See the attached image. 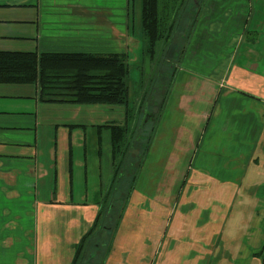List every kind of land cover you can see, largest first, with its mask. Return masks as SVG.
I'll use <instances>...</instances> for the list:
<instances>
[{
	"label": "rangeland",
	"instance_id": "obj_1",
	"mask_svg": "<svg viewBox=\"0 0 264 264\" xmlns=\"http://www.w3.org/2000/svg\"><path fill=\"white\" fill-rule=\"evenodd\" d=\"M134 4L135 15L129 22V26L134 31L127 36L131 40L115 45L111 43L107 45L106 42L104 45V53L110 49L128 48L131 73L130 104L127 111L125 106L71 103L64 105L43 103L48 107L39 110L41 104L37 105L35 99L33 103H26V109H32L34 106L35 114L39 115L40 121L38 124L39 197L48 199L46 193L51 187L56 191L57 199L62 197V191L66 190L69 180V154L72 149L74 155L72 199L75 203L92 202L94 196L92 193L97 190L98 185L100 189L101 181L98 176L100 161L93 153L97 140L95 130H98L99 125L128 124L130 127L128 135L131 136L133 149L131 155H128L126 167L123 168L124 174H120L121 168L117 172L113 169L117 167L118 159L112 166L111 162H104L105 155H101L103 194L107 200L100 205L106 203L110 212L108 217H102L99 225H103L105 220L114 219V216L111 218L109 215L113 210L119 223L120 234L117 240L119 250L114 255L123 257L132 250L134 253L131 255L135 256L162 257L166 254L165 244L169 243L171 250V246L178 242L184 244L178 253L180 258L190 260L195 257H212L214 250L205 242L208 235L202 225L210 224L212 228L221 230L218 223L223 217L215 215L214 212L221 213L226 209L223 204L230 201L219 198L220 192L226 185H199L194 179L193 175L200 165L194 149H197L200 133L201 137H204L202 151L209 142L215 145L221 140L218 136L212 138L210 136L212 131L216 130V123L209 124V121L211 117L215 118L219 114V111H210L206 101L210 94L212 96L213 76L215 80L219 77V86L223 88L228 81L227 67L230 61L228 51L226 54L225 48H222L223 44L228 38L232 48L234 44L239 45L241 37L239 33L245 31L248 19L250 26L257 30L256 44L262 46L264 0H184L183 10L176 26L178 32L171 37L176 42L168 43L175 47L168 49L164 56L162 54L157 57L150 56L146 60L143 58L145 43L141 27L142 1L135 0ZM34 12L36 11L32 8L25 7L20 11V15L31 19ZM16 14L17 11L13 10L4 11L1 15ZM101 20L100 16V22ZM2 27L4 26H1L3 32L11 30L10 25L6 29ZM20 28L25 33L24 38L17 41L0 39V42L10 43L12 49L18 44V49L22 51H37L36 49L47 51L54 47L50 43L57 42L48 38H34L32 36L34 25L31 23L20 25ZM210 46H212L211 50ZM239 50L240 47L237 46L235 51ZM182 52L184 53L181 54ZM194 52L198 53L196 58H192ZM255 58L258 59V56ZM210 61L216 62L218 68H211ZM214 71L217 74L213 73ZM221 91L216 92V101ZM100 129L105 134L101 138L102 146H107L109 150L110 132L106 127ZM10 139L13 137L8 138ZM24 139L31 143L32 133L29 132ZM235 145L237 147V143ZM6 148L8 153L16 151L21 155L34 152V144L11 145ZM144 148L145 156L142 162L135 163L134 168L130 169L132 161L135 160L134 155L136 152L141 153ZM229 149H233L232 143ZM201 152L199 155L203 154ZM202 156L203 159L215 161L216 155ZM86 165H88L89 195H86ZM135 171L136 175L132 178L131 174L134 175ZM55 172L58 173L56 184H42ZM200 172L205 174L206 180H210V169H200ZM107 174L109 176H105ZM121 176L120 186L107 194L113 178L117 179ZM239 204V201L231 202V206ZM100 208L105 211L104 207ZM113 225L110 223L108 229H105L110 232H104L102 235L104 239L112 237L111 247L114 246L118 235L117 230L112 235L110 228ZM128 230L133 231L126 232ZM263 245L253 254V257L260 256L262 262ZM248 251L250 250L240 249L237 256ZM86 254L89 258V254L87 252ZM33 255L34 250L30 248H25L23 251L10 249V264L22 263L21 257H24V262L27 263ZM104 255L107 256L108 253L105 251Z\"/></svg>",
	"mask_w": 264,
	"mask_h": 264
},
{
	"label": "crops",
	"instance_id": "obj_2",
	"mask_svg": "<svg viewBox=\"0 0 264 264\" xmlns=\"http://www.w3.org/2000/svg\"><path fill=\"white\" fill-rule=\"evenodd\" d=\"M134 2L135 0H0V39L17 41L24 38L25 33L20 30V25L31 23L34 25V38L57 41L50 43L53 48L47 51L36 49L38 52L104 53L106 42L107 45H115L131 40L127 36L134 31L129 26L131 17L135 15ZM25 7L36 11L31 19L20 15ZM137 7L139 8V4ZM13 10L17 11L15 16L1 15L4 11ZM249 21L248 19L245 31L239 33V45L234 44L232 48L230 40L226 38L222 48L230 56L228 81L220 88L219 77L215 80L213 76L212 96L210 94L206 100L210 111H219L218 116L211 117L209 121V124L216 123V130L210 136H218L221 140L215 145L209 142L202 151L204 137L200 133L197 149H194L200 162L198 171L193 175L194 179L199 185H226L219 198L230 201L223 204L226 209L221 213L214 212L223 217L218 223L221 230L212 228L210 224L202 225L208 235L205 242L214 250L213 256L190 260L180 258L178 253L184 244L177 242L171 246V250L169 243L165 244L166 254L162 257L135 256L131 255L134 253L132 250L121 257L114 255L119 250L117 240L120 234L117 231L114 246L106 251L108 255H104V251L100 257H93L92 262L87 264H264L260 256L253 257L254 252L264 244V43L261 47L256 44L257 30L250 26ZM8 25L10 31H1V26L6 29ZM14 46L16 47L12 49L10 43L0 42V50H22L18 49V44ZM237 46L240 47L239 51H235ZM127 51L128 48L125 47L122 50L110 49L106 53ZM197 56L198 53L192 54V58ZM210 64L211 68H218L216 62L210 61ZM213 73L217 74L216 71ZM217 91H221L218 101ZM33 99L37 105L41 104L39 110L48 107L39 99L35 85L0 84V264H10V249L23 251L25 248L33 249L34 255L27 263L21 257L20 264H74L76 246L93 225L100 210V201L104 197L101 155H105L104 162L109 161L114 166L111 151L110 148L107 150V146H102L101 138L105 136L103 131L95 130L97 140L93 153L100 161L98 176L101 181L100 189L98 185L97 190L92 193V202L75 203L72 199V149L69 154V180L66 190L62 191V197L57 199L56 191L51 187L46 193L48 199H40V121L34 106L26 109V103H33ZM29 132L32 133L31 143L24 139ZM10 137L13 139L8 140ZM230 143L233 144L232 150L229 149ZM30 144H34V152L27 155L16 151L8 153L6 150L11 145ZM200 152L205 155L215 154V161L203 159ZM85 167L87 178L88 165ZM200 169L211 170L210 180L205 179V174ZM57 178L58 173L55 172L42 184H56ZM86 191V195H89L88 178ZM233 201H239L240 204L231 206ZM131 231L133 230L126 232ZM240 249L250 251L237 256Z\"/></svg>",
	"mask_w": 264,
	"mask_h": 264
},
{
	"label": "trees",
	"instance_id": "obj_3",
	"mask_svg": "<svg viewBox=\"0 0 264 264\" xmlns=\"http://www.w3.org/2000/svg\"><path fill=\"white\" fill-rule=\"evenodd\" d=\"M141 1V27L145 43L143 58L146 60L150 56L157 57L159 54L164 56L168 49L175 47L168 43L176 42L171 37L178 32L176 26L183 10L184 0ZM130 73L127 52L0 50V84L35 85L39 99L48 104L125 106L127 111L130 104ZM98 127V130H101L100 127H106L109 130L112 161L119 160L115 171L121 168L120 174L123 175V168L126 167L128 155L133 149L131 136L128 135L130 127L128 124L99 125ZM137 154H139L138 157ZM144 156L145 148L141 153L136 152L135 160H130L133 162L130 169L134 168L135 163L140 164ZM131 175L133 178L136 171L134 175L133 173ZM121 178L122 176L113 178L107 194L120 186ZM105 200H107L106 197H103L102 202ZM100 207H104L105 211L100 208L93 225L76 246L74 264L90 263L93 257H100L102 252L104 253L103 250L107 251L111 247L112 237L104 239L102 235L104 232H110L105 230L110 223L114 224L110 228L113 235L116 230L118 231L119 223L112 210L109 215L111 218L114 216V219L105 220L103 225H99L102 217H108L110 212V209L107 210L106 203Z\"/></svg>",
	"mask_w": 264,
	"mask_h": 264
}]
</instances>
